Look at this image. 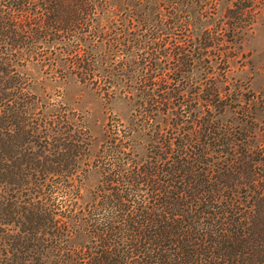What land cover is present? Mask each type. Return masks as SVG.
Masks as SVG:
<instances>
[{"label":"trees","instance_id":"1","mask_svg":"<svg viewBox=\"0 0 264 264\" xmlns=\"http://www.w3.org/2000/svg\"><path fill=\"white\" fill-rule=\"evenodd\" d=\"M218 2L0 0V264H264V119L213 78ZM48 78L125 98L131 123L90 160Z\"/></svg>","mask_w":264,"mask_h":264},{"label":"rangeland","instance_id":"2","mask_svg":"<svg viewBox=\"0 0 264 264\" xmlns=\"http://www.w3.org/2000/svg\"><path fill=\"white\" fill-rule=\"evenodd\" d=\"M206 3L208 0H205ZM218 2V9L214 10L212 19H207L211 27L222 19L225 33L220 41L221 54L226 60L222 63L223 69L218 67L221 60L214 59L213 78L220 89L228 86L227 93L235 94L240 92L238 99L234 100L233 112L238 115L241 107L252 112L257 110V123L262 124L264 119V0H211V3ZM246 9L244 15H239L236 3ZM246 4V5H244ZM211 7V4L208 3ZM248 6V7H246ZM213 10V9H211ZM164 38V37H163ZM163 38L154 36L152 43H161ZM216 49V46L213 47ZM227 67V68H226ZM226 68V71H224ZM199 74H196L198 76ZM220 80V82H219ZM192 91H195V85ZM37 89L46 102L50 98L55 101L56 107L67 109L70 116L75 121H85L92 130L93 146L91 159L94 160L106 136L105 131L110 125L115 124L113 121L120 118L124 125L131 123L130 118L134 112L133 105L123 97H118L113 104H109L106 98H102L94 90L87 89L75 82V78H56L55 80H45V83ZM224 93L226 91H223ZM202 96V95H201ZM254 96L256 102L248 100ZM197 101V100H196ZM240 104V105H239ZM92 170L91 172H93ZM99 181V173L89 174L83 193L90 195L88 189H93L95 183Z\"/></svg>","mask_w":264,"mask_h":264}]
</instances>
